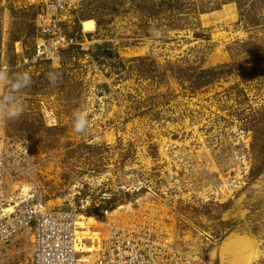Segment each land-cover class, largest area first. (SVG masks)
Here are the masks:
<instances>
[{
	"label": "rangeland",
	"instance_id": "rangeland-1",
	"mask_svg": "<svg viewBox=\"0 0 264 264\" xmlns=\"http://www.w3.org/2000/svg\"><path fill=\"white\" fill-rule=\"evenodd\" d=\"M28 2L0 0V70L32 76L23 115L0 120L1 206L105 220L132 204L185 257L222 264L239 234L264 264V0H71L60 63L36 58ZM0 264H33L31 229L0 241Z\"/></svg>",
	"mask_w": 264,
	"mask_h": 264
},
{
	"label": "built area",
	"instance_id": "built-area-1",
	"mask_svg": "<svg viewBox=\"0 0 264 264\" xmlns=\"http://www.w3.org/2000/svg\"><path fill=\"white\" fill-rule=\"evenodd\" d=\"M70 2L29 0L28 4L37 10L36 28L40 38L36 58L60 63V50L74 44L73 38L62 36L60 26L71 18L68 9L72 4ZM47 37L53 38L50 41ZM133 209L135 213L139 212L137 208ZM138 214L141 216L139 219L135 216L134 220L138 221L132 224L134 228L130 231L121 229L113 222L109 240L98 244L102 246L96 251V264H209L185 257L173 241L161 237L156 220L149 217L148 212ZM76 218L74 211L48 208L44 202L27 201L12 215L0 214V234L9 238L12 222L18 223L20 228L29 227L35 234L33 264H76L85 261L83 257H89L92 253L77 251Z\"/></svg>",
	"mask_w": 264,
	"mask_h": 264
},
{
	"label": "bare ground",
	"instance_id": "bare-ground-1",
	"mask_svg": "<svg viewBox=\"0 0 264 264\" xmlns=\"http://www.w3.org/2000/svg\"><path fill=\"white\" fill-rule=\"evenodd\" d=\"M30 6V5H29ZM31 7V6H30ZM82 28L84 32L93 33L96 31V24L92 19H86L82 21ZM31 188L26 187L23 189L24 193L27 194ZM29 194H27V197ZM27 199L23 201L26 203ZM21 203V204H23ZM20 205H16L15 207H11L5 209L0 204V214L3 212L4 214L10 213L12 215L14 212L17 211ZM46 207L47 204H46ZM15 208V209H14ZM49 208V207H48ZM146 212L144 209H140L138 213ZM135 213L132 204L123 205L114 209L112 211H108L106 213L105 220H96L93 217L85 216L83 214H76L77 218L75 220L76 226V234L78 238L76 240V247H78V252L80 251H92L89 257L85 258L83 262H76V264H88L91 262L92 264H96V251L100 250L102 245H98L99 243H106L109 240L108 235L112 232V225L113 222L117 223L121 229L132 230V224L137 222L138 220H134L135 216L139 219L141 216L140 214ZM153 217V214L150 213L149 217ZM18 223L12 222L10 226V237L14 234L18 233L19 231L26 229L25 227H18ZM29 228V227H27ZM117 228V227H115ZM30 229V228H29ZM9 237V238H10ZM0 234V241H6L9 239ZM88 239L90 241H88ZM86 240V241H85ZM93 241V243H92ZM170 241H173L172 238ZM35 234L33 233V262L34 260V250H35ZM93 244V245H92ZM254 242L248 236L239 235V234H230L221 244L217 253L220 255L222 264H250L254 259L258 257V251L254 246ZM91 248V249H90ZM249 250L253 252V256L240 255V251ZM239 251V252H238ZM247 252V251H246ZM249 254V253H248ZM89 259V261H87ZM196 259V258H195ZM191 263V262H189Z\"/></svg>",
	"mask_w": 264,
	"mask_h": 264
},
{
	"label": "clouds",
	"instance_id": "clouds-1",
	"mask_svg": "<svg viewBox=\"0 0 264 264\" xmlns=\"http://www.w3.org/2000/svg\"><path fill=\"white\" fill-rule=\"evenodd\" d=\"M151 34L154 37L160 35L159 29L153 26ZM61 74L57 71L47 73V80L50 85H55L60 79ZM32 76L28 72H18L15 75L8 71L0 70V120L12 121L20 118L25 106L20 98V93L30 87ZM73 129L78 134H83L87 130V118L82 113L74 114Z\"/></svg>",
	"mask_w": 264,
	"mask_h": 264
},
{
	"label": "trees",
	"instance_id": "trees-1",
	"mask_svg": "<svg viewBox=\"0 0 264 264\" xmlns=\"http://www.w3.org/2000/svg\"><path fill=\"white\" fill-rule=\"evenodd\" d=\"M95 218H96V217H95ZM96 219L99 220L98 217H97Z\"/></svg>",
	"mask_w": 264,
	"mask_h": 264
}]
</instances>
